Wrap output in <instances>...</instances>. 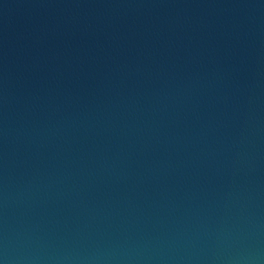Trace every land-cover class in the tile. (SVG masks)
Here are the masks:
<instances>
[{
	"label": "water",
	"instance_id": "1",
	"mask_svg": "<svg viewBox=\"0 0 264 264\" xmlns=\"http://www.w3.org/2000/svg\"><path fill=\"white\" fill-rule=\"evenodd\" d=\"M0 264H264V0H0Z\"/></svg>",
	"mask_w": 264,
	"mask_h": 264
}]
</instances>
